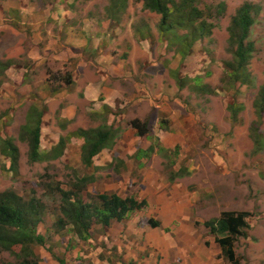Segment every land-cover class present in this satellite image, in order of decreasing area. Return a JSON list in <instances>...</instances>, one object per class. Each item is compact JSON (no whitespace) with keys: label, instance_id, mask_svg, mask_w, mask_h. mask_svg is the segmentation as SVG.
I'll use <instances>...</instances> for the list:
<instances>
[{"label":"crops","instance_id":"1","mask_svg":"<svg viewBox=\"0 0 264 264\" xmlns=\"http://www.w3.org/2000/svg\"><path fill=\"white\" fill-rule=\"evenodd\" d=\"M73 5V0H57L48 8H37V13L34 12L37 10L34 4L11 3L9 7L21 10L24 20L11 17L12 24L9 21L0 22V32L16 36L17 27H32L29 37L26 29L23 34H18V39L27 37V47L19 40L17 61L7 66L5 74L9 89L23 93L21 99L13 96L14 102H30L28 115L33 108L42 112L40 152H51L61 139H66V150L58 158L71 152L86 174L93 176L94 182L89 185L96 183L92 172L105 167L122 174L124 166L126 169L135 162L143 175L140 186H144L145 190L135 197L140 201L146 200L148 206L127 220L113 221L101 235L95 236L94 240L103 242L98 250L107 252V255L102 259L95 258L94 264H111L110 255L114 253L117 256L114 264H130V261L135 264H219L220 261L214 260L208 248L199 247L200 241L195 251H192V243L183 242L186 235L193 234L187 223L189 221H186L193 217L192 201L183 203L167 196L162 187L169 185L167 181L170 184L175 182L163 179L160 170L147 167L159 155L157 147L153 153L146 154L153 140L158 139L159 145L169 153L189 145L191 117L183 97L212 89L210 85L206 88L203 82L205 55L202 52L195 59L198 67L185 68L192 48L199 41L186 57L178 52V56H170L166 43L162 44L163 50L152 49L156 43L154 41L152 45L149 40L155 39V33L150 28L145 27V31L137 30L135 33L131 27L125 29L115 20L90 16L79 20ZM22 53H25L23 59ZM236 103L240 102L236 100ZM136 119L148 124V135L139 136L138 130L131 126ZM45 122L49 125L47 132ZM151 122L155 124L154 129L150 127ZM53 123L55 125L52 126ZM71 124L74 128L66 130ZM102 125L116 131L117 145L103 150L93 158L92 167H86L82 162L85 141L76 132ZM123 147L126 155L122 156L120 151ZM139 150L143 153L136 159L134 156ZM127 155L131 160L126 161ZM54 159L57 158L42 162ZM115 159H122L124 163L115 167ZM119 181L123 183L122 179ZM116 190L120 197H128L126 191L123 195L118 191L119 187ZM108 191L101 194L110 193ZM151 209L152 213L147 216L149 219L151 216L152 219L157 218L161 222L160 228L144 225L139 220L138 214H145ZM46 228L47 223L43 221L38 229L46 239L45 246L35 249L40 257L39 264H76L73 256L84 254L78 246L83 241L72 232V227L56 230L52 247L48 245L50 236ZM185 230L190 232L186 234ZM194 233L197 238L198 233ZM94 240L92 235L88 241L92 243ZM48 248L61 262L47 251Z\"/></svg>","mask_w":264,"mask_h":264},{"label":"rangeland","instance_id":"2","mask_svg":"<svg viewBox=\"0 0 264 264\" xmlns=\"http://www.w3.org/2000/svg\"><path fill=\"white\" fill-rule=\"evenodd\" d=\"M16 2L34 4L35 9L43 10L53 4L54 0H0V22L9 21L12 24L11 17L15 20L24 18L20 14L21 10L9 7L11 3L16 4ZM112 3L113 0H78L73 6L79 20L86 16L107 20L109 19L108 10ZM248 3L261 6L262 10L258 15L253 13L255 24L251 27L246 39V43H253L254 47L247 65L249 84L233 89L230 87L232 72L226 67V64L235 62L234 51L237 46L231 42L230 27L237 11ZM222 4L225 7L219 14ZM197 6L201 10H208L211 17L209 18V14H207V20L209 23L215 24V27L211 36L203 38L192 48L185 68L194 67L195 69L198 67L195 59H197L198 53L202 52L205 55L202 68L203 82L206 84L205 86L210 85L213 91L196 95L190 93L188 97H183L186 110L191 117L189 145L186 148H178L172 153L159 152L156 159L151 160L147 167L160 170L159 172L165 180L170 177L172 171L174 174H178L174 179L175 183L170 184L167 181L169 185L162 189L167 196L177 198L178 201L181 200L183 203L192 201L193 217L186 221H189L187 223L193 233L191 236L195 234L194 231L199 236L196 238L194 235L193 239H190V235L183 236V242L188 241L194 245H190L192 251L196 250L200 241L199 247L208 248L212 252L214 260L220 261L219 264H232L224 258L215 236L211 233L210 228L204 226V223L220 218L223 212H247L250 214L247 219L250 229L246 236L237 239L235 252L241 260L240 264H264V147L257 152L251 137L253 130L260 131L261 129L264 138V113L260 121L254 108V102L259 98L260 91L264 86V0H197ZM34 12L38 13L39 11L37 9ZM26 13H29L28 10ZM28 18L27 15L26 19ZM161 18V15L145 10L143 0H128L127 10L120 13V23L125 29L131 27L136 33L137 30L145 31L146 27L155 33V39H149L151 44L154 41L157 44L152 48L154 51L163 50L164 45L162 44L166 43L159 32ZM19 27L21 29L17 27L16 36L0 32V137L11 140L20 151L16 172H13L9 158L4 156L0 149V193L13 189L18 194L29 197L32 195V190L36 191L38 198L45 203L48 210L44 221L47 223L46 229L50 236L48 245L52 247L54 237H56L54 232L57 230L54 227V222L60 215L61 205L57 188L72 189L76 178L86 174V171L81 163L77 164V158L71 152L62 158L47 162H31L29 159L30 137L23 127L28 123L27 112L30 102H14L13 96L16 97L15 99H21L23 93L18 90L12 92L9 89L6 85L8 77L5 74L7 66L11 62L17 61L15 58L19 54L16 47L19 40L23 46L27 47V37H29L32 27L28 25ZM25 29L27 37L18 39V34H23ZM177 33L184 35L186 31L178 30ZM176 49L177 47L174 45L167 47L170 56L173 54L178 56ZM22 56L25 57V53H22ZM219 90L221 91L219 92ZM236 91L238 92V94L236 93L237 100L240 102L236 106L244 107L237 115L240 119H238V124L232 120V111L229 109L231 103L234 102L233 96ZM48 126L45 122V132L48 131ZM154 126L155 124L151 122L150 127L154 129ZM73 128L71 124L66 130ZM56 129L59 130L58 124H56ZM125 142L127 141L125 140ZM45 143L46 140L43 144ZM152 144L151 147H154L155 151L156 147L158 148L159 140H153ZM124 148L120 151L122 156L126 155ZM125 158L126 161L131 160L130 155ZM113 164L115 167L119 166L116 161ZM120 167L123 168V166ZM92 173L95 174L96 183L88 186L87 190L83 192L85 196L87 194L91 197L97 196L108 190H115L108 191L115 193L116 187H119L118 191L123 195L126 191L128 197H135L137 193L145 190L144 186H140L143 182V175L139 173L138 164L135 162H132L126 169L124 166L122 174L111 170V167L96 169ZM119 179L123 180L122 184ZM141 199H143V195ZM92 201H97V199L93 198ZM152 211L153 209L148 210L145 214H138L140 222L149 225L150 219L147 215ZM150 218L152 219V216ZM153 219L158 220L157 218ZM104 228L107 227L93 226V240L95 236L101 235ZM188 232L190 231L185 230L186 234ZM95 241L92 243L83 241L78 244L84 254H74L73 258L77 262L76 264H94L95 258L106 257L107 252L101 253V250H98L100 245L103 246V242ZM199 251L205 254L203 250L199 249ZM116 257L115 253L110 255L111 264L117 261ZM16 261L14 254L0 250V264ZM132 262L130 261V264H135ZM176 264L181 263L177 262Z\"/></svg>","mask_w":264,"mask_h":264},{"label":"trees","instance_id":"3","mask_svg":"<svg viewBox=\"0 0 264 264\" xmlns=\"http://www.w3.org/2000/svg\"><path fill=\"white\" fill-rule=\"evenodd\" d=\"M57 0H54V2ZM75 1L78 0H73ZM128 0H113L108 10L109 19L120 22V13L127 10ZM144 9L152 13L161 15L159 32L162 38L166 40L169 46H176V51L183 57H186L194 44L212 34L215 24L208 22V10H201L197 6V0H143ZM222 13L225 5L222 4ZM262 10L259 5L245 4L233 17L230 32L231 42L237 48L234 51L235 62L227 63L226 67L231 70L232 81L231 88H239L249 84L247 65L254 51L253 43H246L251 27L255 24L254 14L258 15ZM219 11V10H218ZM210 12V10H209ZM178 30H185L186 34L178 35ZM1 88V85H0ZM207 88V86H206ZM213 90H204L203 92H212ZM234 94V103L229 106L232 111L233 121L239 122L237 115L244 107H237V94ZM236 98V99H235ZM257 117L262 120L264 113V86L262 87L259 98L254 102ZM239 119V120H238ZM41 123L42 112L33 108L31 115H28V123L23 127L29 135V159L31 162H42L52 158H58L64 154L67 146V140L61 139L53 147L51 152L41 153ZM131 126L138 130L139 136L149 134L147 123L136 119L131 122ZM254 129V128H252ZM251 129V132H252ZM77 136L84 139L82 147V162L86 167H92L93 158L105 149H113L117 145V133L109 126H100L87 130L80 129L76 132ZM255 143L256 151L259 152L264 147V138L260 131L253 130L251 134ZM0 149L4 156L11 162V170L16 172L17 162L20 155L19 148L9 139L0 137ZM158 141V139H157ZM159 152H168L158 144ZM154 147H151L146 154L153 153ZM139 150L135 158L139 159L142 155ZM118 164L124 162L115 159ZM178 174H170L169 181L174 182ZM72 189L64 190L57 188L60 196V215L54 224V227L64 229L72 227V232L81 241H88L92 237V228L95 225L109 227L113 221L122 222L129 217L142 211L148 206L146 200H138L131 196L122 198L116 193H103L91 197L85 196L83 192L87 190L90 183L94 182L93 176L84 175L75 180ZM29 197L18 194L15 190H6L0 193V250L14 254L17 261L3 264H39L40 257L35 249L38 246H45L46 239L39 233V226L43 223L48 214L45 203L38 198L36 191H31ZM96 198L97 201H92ZM247 212H223L221 217L204 223V226L210 228L215 236L216 243L220 246L222 254L232 264H240L241 260L236 255L235 243L239 237L247 235L250 229ZM152 228H160L161 222L155 219L149 220ZM47 251L53 254L52 249ZM59 262H61L58 257Z\"/></svg>","mask_w":264,"mask_h":264}]
</instances>
